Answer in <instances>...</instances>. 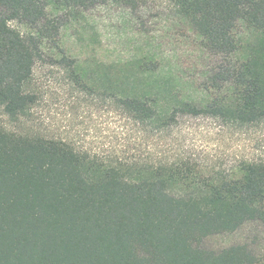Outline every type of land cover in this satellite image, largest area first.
I'll list each match as a JSON object with an SVG mask.
<instances>
[{
	"label": "trees",
	"instance_id": "trees-1",
	"mask_svg": "<svg viewBox=\"0 0 264 264\" xmlns=\"http://www.w3.org/2000/svg\"><path fill=\"white\" fill-rule=\"evenodd\" d=\"M142 0H0V113L28 117L39 101L35 64L71 66L76 82H101L153 134L180 114L232 126L264 122V0H170L206 64L199 98L153 82L152 68L101 64L83 71L61 28L97 5ZM143 67V69H142ZM264 224V159L204 175L188 159L104 158L69 141L0 124V264H264V237L215 249L205 238Z\"/></svg>",
	"mask_w": 264,
	"mask_h": 264
},
{
	"label": "rangeland",
	"instance_id": "rangeland-1",
	"mask_svg": "<svg viewBox=\"0 0 264 264\" xmlns=\"http://www.w3.org/2000/svg\"><path fill=\"white\" fill-rule=\"evenodd\" d=\"M66 54L83 71L101 64L152 68L145 81L164 82L173 92L199 98L202 72L214 57H201L195 34L177 15L170 0H142L135 10L112 3L97 5L72 18L60 31ZM143 69V67H142ZM71 66L49 59L34 66L32 88L39 101L28 117L0 124L18 133H39L69 141L76 149L110 159L161 157L188 159L204 175L228 174L241 160L264 159V122L237 127L220 119L180 114L166 131L153 134L136 122L101 82H76ZM152 92L148 95H153ZM264 237V224H245L234 232L205 238L219 249L246 236Z\"/></svg>",
	"mask_w": 264,
	"mask_h": 264
}]
</instances>
